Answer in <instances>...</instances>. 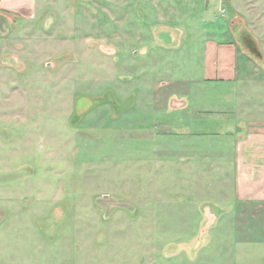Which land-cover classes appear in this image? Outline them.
<instances>
[{
    "label": "rangeland",
    "instance_id": "374dc122",
    "mask_svg": "<svg viewBox=\"0 0 264 264\" xmlns=\"http://www.w3.org/2000/svg\"><path fill=\"white\" fill-rule=\"evenodd\" d=\"M216 1L35 0L7 14L1 264H242L220 245L216 200L233 195L227 112L244 101L264 115V66L248 67L252 92L202 80L207 27L233 4ZM255 7L243 35L264 56Z\"/></svg>",
    "mask_w": 264,
    "mask_h": 264
},
{
    "label": "crops",
    "instance_id": "0c3cea01",
    "mask_svg": "<svg viewBox=\"0 0 264 264\" xmlns=\"http://www.w3.org/2000/svg\"><path fill=\"white\" fill-rule=\"evenodd\" d=\"M232 2L231 8L228 9V17L225 14L222 16L226 21L215 22L214 26L207 27L206 33L209 36L206 37L203 51L202 80L229 82L234 85V90L235 85H241V87H247L252 92L251 86L255 83L247 73L248 67H252L254 62L261 63L246 48L247 41H249L252 42V48L258 50L257 42L255 40L250 41L243 35V33H246L247 26L250 25L247 22L249 18L246 17L245 12H250V9L257 11L259 7H255V4H258L261 11H264V0H232ZM33 3H35V0H0V28L2 27L0 43L4 42L6 44L4 36L10 32L12 27L7 14L13 15L19 10L28 9ZM216 3L218 8L223 6L222 0H217ZM229 17L230 19H227ZM206 26L203 24L205 29ZM216 29L218 30L216 31ZM211 34H213L212 38ZM239 59L243 64L241 70L238 66ZM262 66H264V56ZM243 88L242 94L245 95L247 92ZM238 92H240L239 89H237ZM187 101L189 100L182 101V109L189 108L190 102ZM200 108L201 111L209 114L217 111L213 108L206 109V106ZM200 108H198L199 111ZM253 108H255V105H247L243 101L236 107H231L230 111L219 110L223 113L229 111L227 113H232L237 117L232 124V131L227 132L228 135L231 134L235 137L233 144L234 158L232 159L233 169L231 168L230 175L233 195L230 197L217 195V200H215L219 215H216L215 219L220 222L219 224L222 223L217 230L220 245L226 246L227 243H230L233 249L240 247L241 253L245 254L241 258L242 264H264V115L258 116L259 118L256 119V116L253 115ZM244 113H250L247 118L254 120L247 121V118L243 115ZM188 114L190 115V113ZM221 130L222 126L218 128L220 132L214 131L213 133L220 135ZM208 133L212 132L209 131ZM219 165L218 171L222 183L226 174L221 173L224 166ZM121 258V256H118V260L115 262L101 259L100 263H94L91 257L92 262L90 260L85 264H127ZM129 262L131 263L132 260ZM155 262L148 260V264H159L156 259ZM160 264H169V262L164 260Z\"/></svg>",
    "mask_w": 264,
    "mask_h": 264
},
{
    "label": "water",
    "instance_id": "95a60500",
    "mask_svg": "<svg viewBox=\"0 0 264 264\" xmlns=\"http://www.w3.org/2000/svg\"><path fill=\"white\" fill-rule=\"evenodd\" d=\"M252 54L255 55V58L260 59V57H261V59L259 60V62L260 63H263V56L260 55V53H259V51L257 49H254V51L252 52Z\"/></svg>",
    "mask_w": 264,
    "mask_h": 264
},
{
    "label": "flooded vegetation",
    "instance_id": "af4514ba",
    "mask_svg": "<svg viewBox=\"0 0 264 264\" xmlns=\"http://www.w3.org/2000/svg\"><path fill=\"white\" fill-rule=\"evenodd\" d=\"M252 47H253V45L249 41H247L246 48L248 51H251V53L254 51V49Z\"/></svg>",
    "mask_w": 264,
    "mask_h": 264
}]
</instances>
